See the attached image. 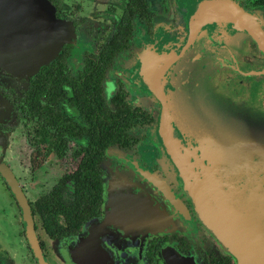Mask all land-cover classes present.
Here are the masks:
<instances>
[{
  "label": "flooded vegetation",
  "instance_id": "flooded-vegetation-1",
  "mask_svg": "<svg viewBox=\"0 0 264 264\" xmlns=\"http://www.w3.org/2000/svg\"><path fill=\"white\" fill-rule=\"evenodd\" d=\"M47 1L67 39L33 69L0 65V264H238L155 134L146 65L186 44L194 0ZM226 1L264 22V0ZM195 51L201 66L244 71L232 85L264 105V41L231 32Z\"/></svg>",
  "mask_w": 264,
  "mask_h": 264
},
{
  "label": "water",
  "instance_id": "water-1",
  "mask_svg": "<svg viewBox=\"0 0 264 264\" xmlns=\"http://www.w3.org/2000/svg\"><path fill=\"white\" fill-rule=\"evenodd\" d=\"M188 26L185 45L171 52L155 49L146 65L160 99L156 137L202 225L235 253L238 264H262L264 125L240 121L233 116L236 111L232 114L220 103L212 106L190 98L185 88L189 87L186 79L192 81L189 64L198 59V42L213 45L231 32H242L261 43L264 22L258 14L226 0H194ZM68 29L54 16L47 0H0V65L16 73L37 67L67 39ZM203 69L204 75L212 74L207 69L215 67L205 64ZM229 70L225 85L235 72L245 75L238 67ZM192 83L196 88L203 84V90L211 86L233 106L239 102V108H254L245 99L234 101L236 94L228 96L231 90L212 76L198 77Z\"/></svg>",
  "mask_w": 264,
  "mask_h": 264
},
{
  "label": "rangeland",
  "instance_id": "rangeland-1",
  "mask_svg": "<svg viewBox=\"0 0 264 264\" xmlns=\"http://www.w3.org/2000/svg\"><path fill=\"white\" fill-rule=\"evenodd\" d=\"M217 42V41H216ZM203 66H201V63L200 61L197 59L196 61H191L189 66H191L192 68L190 69L191 70V74H190V77L191 80L193 82H195V79L198 80V77H206V76H212V80H216L217 82L220 83V85H223L224 89H227L228 91L231 90L228 94V96H232V95H235L236 96L234 97V101H237V100H243L245 99L246 103L247 104H251L250 103V94H247L245 91V85L241 84L237 87H235V89H233L232 87V80L229 84L225 85L226 83L225 82H228V78H227V75L225 73H228V72H231L229 69L231 67H228V66H225L224 65V68L223 67H219L217 68V66L215 64H211L213 67H215V69H207L208 73L209 71L212 73V74H207L205 73L204 75V65L205 63H202ZM209 65V64H208ZM220 73H224V74H220ZM193 75H196L195 76V79L193 78L194 76ZM232 77V76H230ZM203 87L204 85L201 84V86L199 88H196L194 86H189L188 87V90L187 91H190V94L192 95L190 98H193V99H200V100H203L205 101V103L207 102H210L212 104V106L216 105L218 106L219 103L221 104V106H225V107H228V111H230V113H232V111H236L237 114H233L234 117H236V119L240 120V121H244L246 123L250 122L252 125L255 124V125H264V120H261V119H255V117L257 115H260L258 110H260L261 108H264V105H263V99H261L260 97H256L255 98V92L252 93L255 94L254 95V98H255V104H251V106H255L256 108L251 109V108H244V107H238L240 104L239 102H236L235 105L233 106V104H231V102L229 101H225L224 99V95H220L218 92L216 91H212V87H210L211 90H203ZM218 94V96H217ZM206 96L207 99L204 97ZM229 97V98H230ZM223 108L225 110H227V108ZM243 110V112H242ZM249 124V123H248ZM155 134H156V131H155Z\"/></svg>",
  "mask_w": 264,
  "mask_h": 264
}]
</instances>
